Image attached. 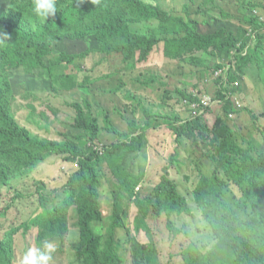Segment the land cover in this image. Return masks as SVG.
I'll use <instances>...</instances> for the list:
<instances>
[{
    "label": "rangeland",
    "instance_id": "374dc122",
    "mask_svg": "<svg viewBox=\"0 0 264 264\" xmlns=\"http://www.w3.org/2000/svg\"><path fill=\"white\" fill-rule=\"evenodd\" d=\"M100 1L120 6V2ZM144 1L186 21L196 20L202 34L225 30L236 46L230 51L192 50L172 58L162 41L143 60L140 50L107 54L100 40L87 36L54 43L55 55L77 58L56 66L53 80L43 69L11 70L9 105L21 128L40 140L71 142L76 148L74 154L32 149L40 156L35 166L0 156L7 169L0 171V242L7 254L0 255V264H20L28 247L46 239L41 236L49 225L39 218L45 208L58 209L51 216L53 226L64 228L62 242L56 235L47 238L56 242L53 264H86L76 259L71 248L82 241V193L71 190L80 186L72 178L79 165L65 160L75 156L86 161L96 152L102 157L113 143L139 135L143 136L142 151L121 153L100 164L95 158L90 162L98 177L102 219L91 226L100 251L111 240L117 193H121L120 226L115 230L114 248L120 264H218L230 260L237 250L243 236L241 224L253 216L251 204L238 187L223 186L231 205L230 224L224 223L223 230L214 227L211 210L218 193L211 181L219 137L225 130L241 149L240 155L228 153L230 160L245 164V157H264V30L259 42L252 36L256 26L251 22L255 17L264 27V0ZM9 3L0 0V10ZM126 13L132 33H149L159 26L158 21L142 20L129 9ZM56 16L36 19L45 23ZM28 21L34 30L39 29L36 22ZM242 58L250 61L245 64ZM77 103L100 128L94 140L88 134L77 139L85 133L74 126L72 104ZM197 123L200 128L189 131ZM182 126L186 133L178 137L175 128ZM164 177L178 186L189 214L168 213L165 199L158 195ZM87 179L85 174L79 177ZM33 221L38 225L33 226Z\"/></svg>",
    "mask_w": 264,
    "mask_h": 264
},
{
    "label": "trees",
    "instance_id": "16d2710c",
    "mask_svg": "<svg viewBox=\"0 0 264 264\" xmlns=\"http://www.w3.org/2000/svg\"><path fill=\"white\" fill-rule=\"evenodd\" d=\"M120 2V6L100 0H57V16L45 23H40L31 11L33 0H10L7 9L0 10V29L11 36V40L0 45V156L3 159H13L19 162H30L35 166L40 156L32 149L41 152L74 154L75 145L69 143H58L55 141L40 140L32 135L25 128H21L10 110L11 93L13 87L10 81L9 72L20 67L27 69H43L54 79V68L61 64L73 63L77 57L67 53L54 54V43L64 39H84L95 36L102 43V51L111 53L128 52L134 54L141 51L142 59H148L156 46L165 41L166 55L178 58L182 53L192 50H208L211 47L221 48L230 51L236 46L235 39L225 30H219L214 34H202L198 31L196 20L184 17H176L159 5L146 3L144 0H111ZM126 9L133 15L145 21H158L157 29L150 28L149 33H132L129 29V19ZM251 22L256 26V38L262 41L264 27L251 17ZM28 19L38 24L34 30ZM117 44V45H115ZM243 60V58H242ZM244 63L250 61L245 58ZM87 104V103H86ZM76 110L75 127L83 128L84 135L77 136V139L86 134L90 140H94L100 133V128L80 104H72ZM90 108V106L88 105ZM159 120H168L166 117H157ZM93 119V120H91ZM90 120V121H89ZM200 128L199 123L195 124L189 131L195 132ZM117 134V130L112 129ZM178 137L186 133L185 126L175 128ZM68 142V141H67ZM35 143H38L34 145ZM143 136L139 135L127 140L113 143L107 148L101 157L98 152L93 158L100 164L105 158H114L121 153L142 151ZM218 159L214 169L212 186L218 193L215 199L214 227L223 230L224 223L230 224L229 215L231 205L222 193L223 186L231 183L244 192L247 203L251 204L253 216L241 224L243 236L233 250L231 259L228 261L219 260L218 264H264V157H245V164L232 161L227 157L228 153L240 155L241 149L236 145L227 130L219 137ZM92 158V159H93ZM92 159L77 161L74 156L67 159V162H78L79 170L72 176L78 179L79 187L71 189L73 192L81 190V214L80 229L82 230V241L73 243L71 248L76 252V259L83 260L86 264H120V256L115 253V230L119 225V201L121 193L115 196V218L111 226V240L105 251H100L99 238L92 229L94 221L102 219L101 207L97 200L98 177L94 168L90 166ZM0 171L7 172L5 165L0 163ZM85 174L86 181L79 180ZM6 182V181H5ZM85 183V184H84ZM158 195L165 199V206L170 215L184 212L190 213L178 191V186L167 177L163 178L158 187ZM53 211L44 209L39 218H45L49 225L48 230L41 238L57 236L62 242L64 228L53 226ZM37 226L36 221L32 222ZM217 232V231H216ZM218 233V232H217ZM42 239H38L39 243ZM5 249L0 242V255H4ZM152 258H149V262Z\"/></svg>",
    "mask_w": 264,
    "mask_h": 264
},
{
    "label": "clouds",
    "instance_id": "9594fccd",
    "mask_svg": "<svg viewBox=\"0 0 264 264\" xmlns=\"http://www.w3.org/2000/svg\"><path fill=\"white\" fill-rule=\"evenodd\" d=\"M31 11L41 21L54 17L57 13V0H33ZM11 40V36L0 29V45ZM57 251L56 242L44 239L37 247H28L20 258V264H53Z\"/></svg>",
    "mask_w": 264,
    "mask_h": 264
},
{
    "label": "built area",
    "instance_id": "2783aa9c",
    "mask_svg": "<svg viewBox=\"0 0 264 264\" xmlns=\"http://www.w3.org/2000/svg\"><path fill=\"white\" fill-rule=\"evenodd\" d=\"M252 36H253L254 39L256 38V31H255V33Z\"/></svg>",
    "mask_w": 264,
    "mask_h": 264
}]
</instances>
